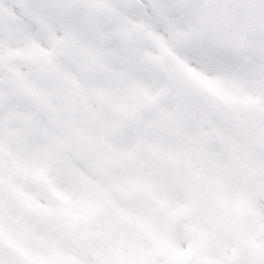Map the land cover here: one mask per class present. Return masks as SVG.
Masks as SVG:
<instances>
[{
  "label": "snow or ice",
  "instance_id": "obj_1",
  "mask_svg": "<svg viewBox=\"0 0 264 264\" xmlns=\"http://www.w3.org/2000/svg\"><path fill=\"white\" fill-rule=\"evenodd\" d=\"M0 264H264V0H0Z\"/></svg>",
  "mask_w": 264,
  "mask_h": 264
}]
</instances>
